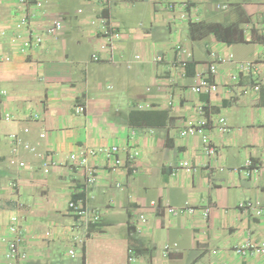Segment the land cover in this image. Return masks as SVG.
<instances>
[{"label": "crops", "instance_id": "crops-1", "mask_svg": "<svg viewBox=\"0 0 264 264\" xmlns=\"http://www.w3.org/2000/svg\"><path fill=\"white\" fill-rule=\"evenodd\" d=\"M16 3L0 0V88L6 90L0 107L13 116L0 121V264H6L13 215L24 235L25 264H132L129 248L133 264H264V253L234 250L248 240L264 243V211L255 216L239 207L251 200L264 208V0H44L33 23L43 28L60 19L63 27L26 51L13 41ZM186 7L192 17L225 24L221 37L199 30L194 39L189 19L181 16ZM100 12L121 37L94 61L104 40L92 23ZM178 44L193 52L186 73ZM229 54L234 59L218 63L213 76L218 91L192 92L196 73ZM157 55L163 61H154ZM247 61L256 69L234 79L237 64ZM200 105L207 107V133L217 150L212 156L200 135H181L200 117ZM12 134L22 140L17 152ZM111 145L120 148L121 164L93 156L97 180L82 192L84 168L68 154ZM39 153L56 161L48 173ZM14 157L26 166L11 163ZM181 161L192 169L174 172ZM77 199L100 220L89 223L73 213L68 203ZM186 203L209 207V216L174 214L167 207Z\"/></svg>", "mask_w": 264, "mask_h": 264}, {"label": "built area", "instance_id": "built-area-1", "mask_svg": "<svg viewBox=\"0 0 264 264\" xmlns=\"http://www.w3.org/2000/svg\"><path fill=\"white\" fill-rule=\"evenodd\" d=\"M114 1H125V0H114ZM132 1V0H127ZM44 7V0H17L16 3V12L18 13V20L15 24L16 32L13 37V41L19 43L20 51H26L30 48L37 47L43 43L46 36H51L57 34L63 27V22L60 19H52L49 22L45 23L43 28H38L33 23L34 19L37 16L38 10H41ZM170 10H174L175 6L170 5ZM81 11V10H80ZM186 7V11L182 13V17L186 19H194L198 20L196 17H192L188 12ZM92 23L98 24L100 26V34L104 39L103 42L99 45V51H95L92 53L91 57L94 61H100L103 59L100 51L111 50L113 51L115 48V42L121 37V33L118 27L110 20V18L103 14L98 13L92 20ZM176 48L181 52L184 56L180 60V66L183 73H186L188 62L191 60L193 56L192 50L189 48L178 44ZM111 61L114 60L113 56H111ZM136 61L141 59L140 55H136L134 58ZM162 55H157L154 57V61L161 62L163 61ZM233 54H229L228 56L218 55L215 56V59L208 64V67L205 71H200L196 73V83L191 86L192 92L196 94H212L218 91L219 85L213 79V76L217 72V64L225 63L227 61L233 60ZM238 72L233 76L234 79L238 78L239 73H246L256 69V64L254 62H240L237 64ZM261 84H256L254 89L259 91L261 89ZM0 94H6V90L0 88ZM77 112H84L85 106H78L76 108ZM198 111L200 113V117L196 120H190L187 122L186 126L182 128L181 135H200L202 137V144L204 151L209 156H212L216 153V146L212 143L208 133L207 128L210 124V121L206 114L205 105H200L198 107ZM13 116L9 111L2 110L0 107V121H10ZM220 126L219 129L221 131L227 130V124L224 117L219 118ZM25 132L29 131V128H24ZM41 137L45 136V133L40 134ZM12 138L16 142V146L13 151L17 152V145L22 144L21 138H19L16 134H12ZM23 146L33 151L34 147L29 143H23ZM120 148L117 145H111L102 148H91V147H83L76 151L70 152L68 154L69 161L74 164L75 167L84 168L85 176H84V187L85 188L97 180L96 168L90 163V159L93 156L102 155L105 159L111 160L113 166H118L121 164V158L119 157ZM43 161V170L45 173H48L50 167L56 164V161L52 158L51 155L47 153H39L38 154ZM11 163H16L20 167L26 166V162L20 160L18 158H12ZM252 166V162H247V167ZM246 167V166H245ZM247 167L244 168L246 174L250 173V170H247ZM185 168L187 170H191L192 166L189 161H181L176 164L174 168V172ZM11 187L15 190L18 187L17 182H12ZM150 205L153 207L158 206V202L155 200L150 201ZM18 206H22V203H18ZM69 209L78 216H83L87 219L89 223H96L100 220V215L97 211L90 208L86 205L82 199L70 200L68 203ZM168 210L173 212L174 214L181 213H195L196 211H201L205 217H208L210 214V208H199L189 203H186L182 207H172L167 206ZM239 207L243 209H247L252 211L255 216H260L263 214L264 208L260 202H254L251 200H245L239 203ZM140 220L142 223L147 222V217L144 214L140 215ZM19 216L13 215L10 219L8 229L11 234V237L8 240V248L6 251V264H25V261L28 258V254L25 250L22 249L21 245L24 240V235L22 228L19 223ZM170 245L167 244L165 246L166 250L170 249ZM234 250L236 253L245 255L247 253H264V243L256 244L251 240H248L245 244H238L234 246ZM74 250L70 249V254L74 255ZM128 261L130 263H134L136 261V254L132 248H129L127 251Z\"/></svg>", "mask_w": 264, "mask_h": 264}, {"label": "trees", "instance_id": "trees-1", "mask_svg": "<svg viewBox=\"0 0 264 264\" xmlns=\"http://www.w3.org/2000/svg\"><path fill=\"white\" fill-rule=\"evenodd\" d=\"M188 26H189V30L192 34V36L195 39V32L196 31H201L202 33H214L217 37H221L220 36V28L221 27H226L225 24L220 23V22H205L202 20H194V19H189L188 20ZM231 26V25H228ZM259 41L261 43L264 44V34L259 36ZM191 63L187 65V69L189 70V68H191ZM186 69V70H187ZM205 109H207V107L205 106ZM207 114V111H206ZM76 199V198H75Z\"/></svg>", "mask_w": 264, "mask_h": 264}]
</instances>
